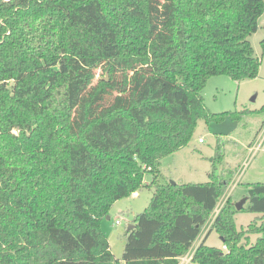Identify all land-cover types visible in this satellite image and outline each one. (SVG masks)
I'll return each mask as SVG.
<instances>
[{
	"label": "trees",
	"instance_id": "obj_1",
	"mask_svg": "<svg viewBox=\"0 0 264 264\" xmlns=\"http://www.w3.org/2000/svg\"><path fill=\"white\" fill-rule=\"evenodd\" d=\"M263 13L264 0H0V264H179L236 170L218 173L222 143L204 182H161V161L200 120L239 121L202 90L259 75ZM246 185L242 210L261 215L239 229L228 197L189 264H264V182ZM143 187L118 258L102 222Z\"/></svg>",
	"mask_w": 264,
	"mask_h": 264
},
{
	"label": "rangeland",
	"instance_id": "obj_2",
	"mask_svg": "<svg viewBox=\"0 0 264 264\" xmlns=\"http://www.w3.org/2000/svg\"><path fill=\"white\" fill-rule=\"evenodd\" d=\"M258 24L257 31L249 36V40L255 55L262 60L259 75L242 81L234 80L228 75L212 76L202 90L205 102L212 112L243 111L239 121L235 120L238 122L237 127L229 135H216L204 120H200L190 143L164 157L160 165L161 182L207 181L213 169L217 144L222 143L224 159L221 163L216 162L218 173L226 166H231L236 173L221 197L219 206L230 196L234 204L246 197L247 183L264 182V110H260L264 106V13ZM200 137H204L205 142H199ZM151 180L152 175H146L145 181ZM152 192L151 188L143 187L137 191V195L133 193L117 200L110 211L111 219L103 220L102 229L116 257L120 258L124 252L128 225L133 223L135 215L148 205ZM259 214L261 215L259 212L237 209V227L241 229L247 226ZM117 218L121 220V224L115 223ZM259 236L262 235L251 234L249 239L245 238L243 241L252 244ZM206 242L214 246L223 245L216 231L209 234ZM196 244L197 242H194L192 247Z\"/></svg>",
	"mask_w": 264,
	"mask_h": 264
},
{
	"label": "water",
	"instance_id": "obj_3",
	"mask_svg": "<svg viewBox=\"0 0 264 264\" xmlns=\"http://www.w3.org/2000/svg\"><path fill=\"white\" fill-rule=\"evenodd\" d=\"M238 125V122L233 120L230 116H227L223 121H213L209 124V128L213 134L216 135H229ZM247 201V197L242 198L239 202L235 203L236 209H242ZM110 218V216H108ZM134 227L131 223L128 225L127 230L129 231Z\"/></svg>",
	"mask_w": 264,
	"mask_h": 264
},
{
	"label": "built area",
	"instance_id": "obj_4",
	"mask_svg": "<svg viewBox=\"0 0 264 264\" xmlns=\"http://www.w3.org/2000/svg\"><path fill=\"white\" fill-rule=\"evenodd\" d=\"M199 142H205V138L204 137H200L199 138ZM135 194L137 195V192H135ZM227 201V199H225L222 204L216 207V209L214 210V212L211 215V218L208 220L207 224L204 226L202 232H201V236L205 237L206 234L208 233L209 229L211 228L216 216L218 215V213L220 212L221 208L223 207V205L225 204V202ZM116 224H121V220L119 218H117L115 220ZM206 228V229H205ZM205 235V236H204ZM197 248V245L195 247H191V249L183 256H181L179 258V264H189L193 258V255L195 253V250ZM224 248L226 249L227 246L224 245Z\"/></svg>",
	"mask_w": 264,
	"mask_h": 264
},
{
	"label": "crops",
	"instance_id": "obj_5",
	"mask_svg": "<svg viewBox=\"0 0 264 264\" xmlns=\"http://www.w3.org/2000/svg\"><path fill=\"white\" fill-rule=\"evenodd\" d=\"M260 215V214H259ZM108 216H110V218H108V219H111V215H108ZM205 237H203V236H200L197 240H196V242H197V246L203 241V239H204Z\"/></svg>",
	"mask_w": 264,
	"mask_h": 264
}]
</instances>
